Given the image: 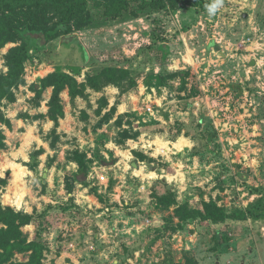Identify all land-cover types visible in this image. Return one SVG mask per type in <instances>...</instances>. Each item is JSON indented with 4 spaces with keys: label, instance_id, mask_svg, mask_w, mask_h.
I'll return each instance as SVG.
<instances>
[{
    "label": "rangeland",
    "instance_id": "1",
    "mask_svg": "<svg viewBox=\"0 0 264 264\" xmlns=\"http://www.w3.org/2000/svg\"><path fill=\"white\" fill-rule=\"evenodd\" d=\"M214 2H134L116 19L91 2L84 26L25 40L31 59L2 102L0 192L31 217L23 231L44 244L42 264H264V0H222L210 16ZM21 43L0 48V74ZM108 67L129 76L88 83ZM59 70L86 89H64L52 119L42 79ZM166 193L258 216L183 223L158 205Z\"/></svg>",
    "mask_w": 264,
    "mask_h": 264
},
{
    "label": "trees",
    "instance_id": "2",
    "mask_svg": "<svg viewBox=\"0 0 264 264\" xmlns=\"http://www.w3.org/2000/svg\"><path fill=\"white\" fill-rule=\"evenodd\" d=\"M204 0H0V48L9 42L21 41V44L10 48L6 55L8 71L0 74V124L7 122L2 110V102L12 94V88L23 77L26 65L31 59L27 38L48 42L52 38L69 33L74 27H82L83 17L88 14L89 5L103 8L108 18L116 19L131 9L132 3H139L141 9H178L182 5L198 6ZM78 25V26H77ZM34 36V37H33ZM40 38V39H39ZM128 69L108 67L100 74L90 76L88 83L98 87L99 79L105 76L109 81H116L129 76ZM43 87H54L50 102V116L57 119L64 114V107L60 93L68 88L70 95H83L86 83H79L75 76L64 71H56L42 79ZM5 135L0 130V147H5ZM76 160L81 168L86 164L83 157L77 153ZM79 178L83 182L87 179L84 174ZM6 180L0 179V191ZM158 205L164 208L176 206L175 213L181 222L190 219H200L202 224L224 223L228 220H247L250 216H258L252 209L233 208L227 210L217 202L204 201L202 209H192L187 203H179L173 193H166L158 197ZM31 217L15 211L10 206L3 205L0 192V264H42L45 246L41 241H29L23 231ZM183 223L176 229H182ZM16 253H29L27 261L13 260Z\"/></svg>",
    "mask_w": 264,
    "mask_h": 264
},
{
    "label": "clouds",
    "instance_id": "3",
    "mask_svg": "<svg viewBox=\"0 0 264 264\" xmlns=\"http://www.w3.org/2000/svg\"><path fill=\"white\" fill-rule=\"evenodd\" d=\"M222 6V0H215L211 5L206 6L210 16L214 15L216 11Z\"/></svg>",
    "mask_w": 264,
    "mask_h": 264
},
{
    "label": "bare ground",
    "instance_id": "4",
    "mask_svg": "<svg viewBox=\"0 0 264 264\" xmlns=\"http://www.w3.org/2000/svg\"><path fill=\"white\" fill-rule=\"evenodd\" d=\"M182 139H183V138H182ZM183 141H184V140L180 141V143L178 144L179 147L185 145ZM185 142H186V141H185ZM186 143L188 144V142H186ZM162 144H163V143H162ZM20 169H21V168H20ZM15 174L17 175V172H16ZM21 198H22V197H21ZM18 203H19V204L21 203V199L18 201Z\"/></svg>",
    "mask_w": 264,
    "mask_h": 264
}]
</instances>
